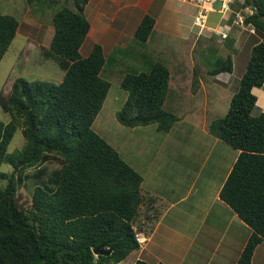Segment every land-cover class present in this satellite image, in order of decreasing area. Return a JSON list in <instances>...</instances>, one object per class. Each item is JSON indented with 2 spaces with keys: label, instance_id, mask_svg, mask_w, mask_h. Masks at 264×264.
Segmentation results:
<instances>
[{
  "label": "trees",
  "instance_id": "1",
  "mask_svg": "<svg viewBox=\"0 0 264 264\" xmlns=\"http://www.w3.org/2000/svg\"><path fill=\"white\" fill-rule=\"evenodd\" d=\"M32 1L50 7V2L60 0H28ZM87 2L65 0L52 12L53 33L43 56L63 70L61 80L17 77L8 95H0V106L9 115L7 122L0 120V166L11 167L9 173L0 170L4 182L0 264H117L139 249L133 225L143 203L142 175L91 127L110 82L100 76L106 60L100 44L94 43L87 55L80 54L90 30L84 12ZM246 6L253 9L245 22L254 26L250 33L254 42L250 38L243 42L241 52L249 53L226 112L207 125L211 135L239 151L218 192L219 199L250 228L235 264H251L256 246L264 241V111L251 113L257 100L252 89L264 84V0H244L241 7ZM153 25L154 18L145 13L133 37L146 42ZM17 28L14 16L0 13V60ZM227 38L216 41L228 40L225 45L231 51L214 58L209 75L233 72L231 56L236 49ZM191 78L194 93L199 87L194 71ZM170 81L169 69L160 61L146 71L125 73L119 88L126 98L115 112L117 122L168 132L179 120L163 107ZM17 128L24 144L9 152ZM50 156L60 165L47 172L40 166ZM31 168L32 173H24ZM21 175L32 181L30 195L17 189ZM97 247L110 252L95 255ZM133 264L149 263L136 259Z\"/></svg>",
  "mask_w": 264,
  "mask_h": 264
},
{
  "label": "rangeland",
  "instance_id": "2",
  "mask_svg": "<svg viewBox=\"0 0 264 264\" xmlns=\"http://www.w3.org/2000/svg\"><path fill=\"white\" fill-rule=\"evenodd\" d=\"M64 1L65 0L62 2V0H60L56 4H54V2H50L51 6L46 7L44 5H40L37 1L29 3L28 0H0V13L12 15L18 21L16 34L0 60V95H8L11 84L17 77H22L26 80H43L55 83L61 80L64 74L63 70L57 66L54 60L45 59L43 51H46L48 48L53 33L51 24L52 12L59 9ZM125 2V0H106L105 2L104 0L88 1L86 5V15L90 20L92 27L89 35L86 36L80 47L81 56L87 55L91 46L97 42V36L100 34L101 23L104 22L103 24H109V28L120 26L119 19L121 17V13L126 12L128 9L127 7H122ZM100 3L103 4L100 5ZM143 3H146V0H141V2H139V7L136 11L129 8L132 14L130 22L127 23V26L125 27L126 29L124 28V36H115V40L123 43L126 50H122V45H115L111 51L109 47L110 44H107V42L105 43L104 55L106 60L101 68L100 76L110 82V87L102 107L96 115L91 127L108 143L115 147V149L120 150L121 156L125 157L126 160H130L133 152L135 151L141 153V158L146 159L147 163H135V168L143 174L145 180L147 179V181L152 184L153 171L150 169L152 166L150 161L156 160V163H154L155 166H160L161 163H165L160 159L161 155L157 156L156 150L155 153L152 152L157 143H159V140L164 139L163 135L165 132H158L152 126H148L146 128H128L117 122L115 119V112L120 109L126 98V92L119 88V82L122 76L127 72L137 73L140 71H146L153 62L160 61L168 67L171 79L163 107L167 111H171L178 116H184L189 112H185L187 111V106L189 104H191L189 108H192L195 103H202L203 98L206 96L208 103L207 124H209L211 120L223 116L226 112L229 104V98L237 89L238 79L244 69L245 60L247 59V55L249 53L247 49H245V53L240 52V48L241 51L243 49L242 42L247 40V36L252 42H254V39H251L250 36L252 34L247 31L242 32L241 34L235 30L232 31L231 36L233 39L237 37L238 42L233 45V48L236 50H233L232 54L234 69L232 72L233 77L230 75L232 77V81L230 82L231 86L229 85L228 88H225V86H222L218 82L206 80L207 70L212 68L214 58L217 56H225L231 51L226 48L225 43L216 41L218 40L216 37L213 41H210L206 38V36H202V33L197 34V30L192 27V24L190 25V31L193 32H191V34H189L184 41L174 38L173 34L170 35L167 32H160L163 31L160 29L158 30L160 32L159 33L154 29L151 31L146 42H139L133 37L132 32L135 24L138 22L147 7L146 6L144 8ZM170 4V8H167L164 11V16L158 21L159 24L163 23L162 20L168 16V13L171 15L173 12H176L178 6L186 9V11H190V15L195 12L194 6L185 2L170 0ZM147 10L152 14V10ZM100 13L104 16H100ZM217 18V14H210L211 24H214L217 21ZM190 20L191 19L188 15L187 21L190 22ZM108 29L106 31H108ZM257 39H261V37L258 36ZM109 42L113 41L111 40ZM193 71L196 77L198 75L203 79V85L206 88V95H203L202 93H200L202 96L199 94L195 95L196 93L191 92L190 78ZM255 92L258 94L259 102L261 103L262 97L259 95L260 93L257 89H255ZM260 103L258 105L256 104V107L252 110L251 113L253 115L260 111ZM215 105L217 107L214 110L213 107ZM199 115L200 113L198 111H192L189 117L190 119L188 118L185 120L197 123V121L200 120ZM0 120L3 122H7L9 120L8 113H6L1 106ZM192 129H194V127L190 126L187 121H185V123L178 121L173 125L171 132L167 137V141L170 143V146L174 145L173 150L175 154L174 156L169 154L171 153V148L169 149V145H167L168 156L170 158L178 159L176 160L178 163H180V159L182 158L183 160L184 157L187 161L189 150L187 146L190 143H199L196 137L197 134H194ZM220 143L233 151V148L231 149L230 146L225 143L223 144L222 141ZM23 144L24 138L21 134L20 128H17L7 150L11 152L20 149ZM201 157L202 155H193L191 159L198 160ZM174 162L175 161H171V163L175 164ZM59 165V159L50 156V158L40 167H44L48 172L53 169H57ZM146 167L148 169H146ZM174 168L175 165L172 170L168 171V175H166L167 180H161L162 174L154 175L155 180L160 183L158 184L159 188H161L162 185H165V181H168L171 184L174 183L177 178ZM0 170L9 173L11 171V167L8 164H2L0 166ZM33 171V168L26 169L24 173L30 174ZM21 179V182L17 186L18 191H22L25 195H30V191L33 187L31 179L24 177V175H21ZM3 184L4 182L1 180L0 186ZM215 188V184L211 188H207L208 192L205 193L207 197H204L205 199L202 201L195 200V196H193V199L187 200V202H191L194 205H196L197 201L202 205L197 206L196 211L192 212V215L189 217L191 223H189L188 229L192 230L193 228H198L197 224L193 223L195 221L198 222L200 226L202 225L200 220L202 218L203 220L205 219L204 206H209V197H211L212 193L215 192ZM200 194H202V191L201 193H198V197H200ZM182 204H185V202ZM214 210H216V208L212 207V211L209 212L210 214L207 213V216L209 214L211 217ZM173 221V213L170 212L167 222L173 223ZM208 222L210 223L209 225H211V219L208 220ZM239 231L240 232H237L236 235L237 239L235 238L232 245L230 244V248L227 249L228 252H231V255L234 256V258H238L240 252L242 251V249L241 251H236L240 244V235H242V237H247V234L250 232V228L246 225H242ZM181 232V236H184L185 234L194 235L192 231L188 233L184 230V228ZM144 233L146 236L148 235L147 232ZM165 233L169 235V231L167 232V229L165 230ZM200 237L201 234L199 235V238ZM209 239L210 238H207V240ZM200 242L202 246V253H209L210 250H216V246L211 247V243H207L206 239ZM151 245L156 246L153 245V243ZM157 245L160 246L161 242L157 241ZM141 249H143V247ZM161 252L162 249L157 251L158 254H161ZM254 253L255 259L253 260V264H264V246L261 247L260 251L256 250ZM218 256H220V253L215 258L216 262H218Z\"/></svg>",
  "mask_w": 264,
  "mask_h": 264
},
{
  "label": "crops",
  "instance_id": "3",
  "mask_svg": "<svg viewBox=\"0 0 264 264\" xmlns=\"http://www.w3.org/2000/svg\"><path fill=\"white\" fill-rule=\"evenodd\" d=\"M105 1L106 0H104V2ZM125 1L126 2L122 7L123 8L127 7L128 9L126 12L121 13V17L119 19L120 26H115L114 29L111 27L109 28L110 26L109 24H103L104 22L100 24L101 26L100 34L99 36H97L98 39L97 42L95 43H98L102 46L103 52L106 42L107 44H110L109 47L111 51L113 49V46L115 45H122L123 46L122 50H126L125 45H123V43L117 42L115 40L116 39L115 36L116 35L121 37L124 36L123 34L124 28L127 26V23L130 22L131 14H132L129 8H131V10L136 11V9H138L139 7V2H141V0H125ZM101 4L103 3H100V5ZM143 4H144L143 5L144 8L146 6L147 7L145 8L144 13L141 15L138 22L135 24L133 31L135 30L142 16L145 13H147L154 18V25L152 30L154 29L157 31L159 29L163 30L160 32L163 33L167 32L170 35L173 34L174 38L179 39L181 41H184L189 36V34L193 32L190 31V25L192 24L193 15L195 12L190 15L191 13L190 11H186V9L182 8L181 6H178L176 12H173L171 15H169L168 13V16H166V18L162 20L163 23L159 24L158 21L164 16L163 15L164 11L167 8H170L171 5L170 0H146V3ZM86 5L84 12L86 18L88 19L86 15ZM147 9H149L150 11L152 10L151 11L152 14L148 12ZM188 15L191 19L190 22L187 21ZM100 16L103 17L104 15L100 13ZM88 22L90 24V29H91L92 26L89 19ZM107 29L108 31H106ZM89 32L87 33V35H89ZM227 39H232L233 45H235V43L238 42L237 41L238 38L236 37L233 39L231 35ZM248 39L249 37L247 36V40ZM111 40L113 42H109ZM227 41L228 40H226L225 42L227 43ZM226 48L230 50L228 46H226ZM240 52H241V48H240ZM232 62H233V57H232ZM230 75L233 77V74L228 72H221L216 75H209L207 73L206 80L218 82L222 86H225V88H228L229 85L231 86L230 82L232 81L231 80L232 77ZM191 79L192 78H190V82ZM197 80L199 81V87L197 88L196 92H194L196 93L195 95L198 94L201 95L200 93L206 95V88L203 85V79L197 75ZM255 89H257V91L260 93L259 95L262 97L261 103L259 102V98H258L259 96L255 92ZM252 92L257 97L256 104L258 105L260 103L259 106L260 111H264V84L259 88H253ZM207 105H208L207 97L205 96L203 98L202 103H195L192 106V108H189L191 106V104H189L187 106V111H185V112L188 111L189 112L184 116L183 115L179 116L178 121H180L181 123H185V121H187V123L190 126L194 127L192 131L194 132V134H197L196 137L199 142V143H190L187 146L189 149L187 161L185 160L184 157V159L182 160L181 158L180 163H178L176 162V160L178 159L170 158L168 156L167 145H169V149L171 148L170 150L171 153L169 154L173 156L175 155L173 150L174 145L170 146V143H168L167 141V137L169 136L173 126L168 132L164 133L163 135L164 139L159 140V143H157L152 153H155L156 150L157 156L161 155L160 159L162 160V162L165 163L164 164L161 163L160 166L159 165L155 166L154 163H156V160L150 161L152 163L150 169L153 171L152 184H150V182L147 181V179L145 180L143 174L139 170H137V168H135V163H143V164L147 163L146 159L141 158V153L135 151L133 152L131 159L126 160L125 157L121 156L120 150L116 149L119 152V155L125 161H127L131 167L139 171V173L142 175V182L140 187H141V193L143 195V203L140 207L138 221H136L135 224L137 225V227H143L144 232L148 233L147 240L143 246V249H138L131 252L125 257L124 260H122L117 264H133L136 259L145 260L149 264H156L158 262H162L164 264H235L237 257L234 258V256L231 255V252H228L227 249L230 248V244L232 245L233 240L235 238L237 239L236 235L237 232H240L239 231L240 227H242V225L245 226L246 224L243 223L239 218H237L236 214L232 212L230 208L219 199L218 192L225 178L227 177L228 172L230 171L231 166L235 161L239 151L235 149H233V151L228 149L227 146L222 145L220 143L221 140H219L218 138H216L215 136L211 135L208 132ZM216 107L217 106L215 105L213 109L215 110ZM192 111L193 112L198 111L200 113L199 115L200 120H198L197 123L196 122L193 123L192 121L185 120L190 117ZM178 121H176L175 123H177ZM146 127L148 126L134 127V128H146ZM193 155H202V157L198 160H194V159L192 160L191 157H193ZM171 161H175L174 162L175 164L171 163ZM174 165H175L174 171L175 174L177 175V178L175 179L174 183L171 184L168 181H165L164 182L165 185L161 184L162 187L159 188L158 184L160 183L155 180L154 175L162 174L161 180H167L166 175H168V171L172 170ZM146 169L148 168L146 167ZM214 184L216 185V188H215V192H213L211 197H209L210 198L209 206L206 207L204 206L205 219L203 220L202 218L200 220L202 222V225L200 226V224L195 221L193 223H196L198 228H193L192 230L188 229L189 223H191L189 217L192 215V212L196 211L197 206H202L201 204L198 203V201L199 200L202 201L205 199L204 197H207L205 195V193L208 192L207 188H211ZM201 191L202 194H200L199 195L200 197H198V193L199 192L201 193ZM193 196H195V200H198L196 205L192 204L191 202H187V200L193 199ZM183 202H185V204H182ZM212 207H215L216 210H214L212 216L210 217L209 212L212 211ZM170 212L173 213V219H174L173 223L167 222ZM207 213H209L208 216ZM210 219H211V225H209L210 223L208 222V220ZM139 221L141 222L140 224L142 225L138 223ZM183 228L188 233L192 231L194 235L185 234L184 236H181L182 234L181 230ZM166 229L167 232L169 231L168 233L169 235L165 233ZM200 234L201 237L199 238ZM249 234L250 232L247 235ZM247 237H242V235H240V240H239L240 244L236 249V251L237 250L241 251L247 240ZM207 238L210 239L207 240ZM204 239H206L207 243H211V247L216 246V250H210L209 253H202V246L200 244L201 243L200 241H203ZM157 241L161 242L160 246L157 245ZM152 243L153 245L156 246H152L151 245ZM262 246H264V241L256 246L255 251L256 250L260 251ZM160 249H162V252L161 254H158L157 251ZM219 253L220 256H218L217 258L218 262H216L215 258ZM254 259H255V253L252 256L251 264H253Z\"/></svg>",
  "mask_w": 264,
  "mask_h": 264
},
{
  "label": "built area",
  "instance_id": "4",
  "mask_svg": "<svg viewBox=\"0 0 264 264\" xmlns=\"http://www.w3.org/2000/svg\"><path fill=\"white\" fill-rule=\"evenodd\" d=\"M193 5L195 13L192 19V26L197 30V34L210 37L214 35L219 40L229 37L233 30L239 34L247 31L254 33V26L245 22V17L251 15L253 9L246 6L241 7L244 0H177ZM217 14L218 18L214 24L210 22V14ZM134 238L143 247L147 240L144 231L140 230L136 224L133 225Z\"/></svg>",
  "mask_w": 264,
  "mask_h": 264
},
{
  "label": "water",
  "instance_id": "5",
  "mask_svg": "<svg viewBox=\"0 0 264 264\" xmlns=\"http://www.w3.org/2000/svg\"><path fill=\"white\" fill-rule=\"evenodd\" d=\"M62 2H63V0H62ZM61 2V3H62ZM263 18H264V16H263ZM110 251L109 250H107V251H100L99 250V248L97 247V248H95L94 250H93V253L95 254V255H97V254H108Z\"/></svg>",
  "mask_w": 264,
  "mask_h": 264
}]
</instances>
